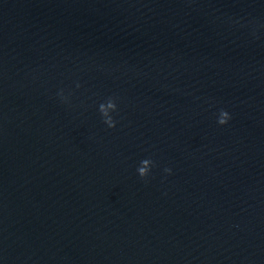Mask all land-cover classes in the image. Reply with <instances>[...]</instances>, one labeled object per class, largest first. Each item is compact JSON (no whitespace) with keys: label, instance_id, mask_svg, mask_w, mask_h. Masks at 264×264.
Here are the masks:
<instances>
[{"label":"water","instance_id":"obj_1","mask_svg":"<svg viewBox=\"0 0 264 264\" xmlns=\"http://www.w3.org/2000/svg\"><path fill=\"white\" fill-rule=\"evenodd\" d=\"M0 264H264V0H0Z\"/></svg>","mask_w":264,"mask_h":264},{"label":"clouds","instance_id":"obj_2","mask_svg":"<svg viewBox=\"0 0 264 264\" xmlns=\"http://www.w3.org/2000/svg\"><path fill=\"white\" fill-rule=\"evenodd\" d=\"M108 108L111 109V111H104L102 112V115L105 117V122L108 126V128H115L117 121L113 117V113H116L118 111L117 105L114 103H109ZM231 119V116L229 112L225 110L220 111V116L217 118V123L219 125H226L229 120ZM154 167V162L151 159H143L140 161L139 166L137 167L136 171L139 177L141 178H147L151 174V170ZM170 168H165L164 172L171 174Z\"/></svg>","mask_w":264,"mask_h":264}]
</instances>
